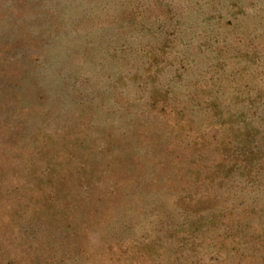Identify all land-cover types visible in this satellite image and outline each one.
<instances>
[{
  "label": "rangeland",
  "instance_id": "rangeland-1",
  "mask_svg": "<svg viewBox=\"0 0 264 264\" xmlns=\"http://www.w3.org/2000/svg\"><path fill=\"white\" fill-rule=\"evenodd\" d=\"M0 264H264V0H0Z\"/></svg>",
  "mask_w": 264,
  "mask_h": 264
}]
</instances>
